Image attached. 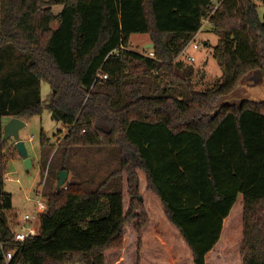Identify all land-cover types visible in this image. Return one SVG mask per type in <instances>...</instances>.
I'll return each instance as SVG.
<instances>
[{"label": "trees", "instance_id": "trees-1", "mask_svg": "<svg viewBox=\"0 0 264 264\" xmlns=\"http://www.w3.org/2000/svg\"><path fill=\"white\" fill-rule=\"evenodd\" d=\"M206 17L222 79L200 91L193 67L176 58ZM137 33L150 35L155 57L130 48ZM255 68L264 71V20L254 0H0V117L42 116L48 84L45 106L69 130L57 145L43 134L41 176L71 175L39 234L16 243L0 142V264L12 250L13 264H105L111 245L135 238L129 249L139 248V170L195 264H206L242 195V264H264V103L216 111Z\"/></svg>", "mask_w": 264, "mask_h": 264}, {"label": "rangeland", "instance_id": "rangeland-1", "mask_svg": "<svg viewBox=\"0 0 264 264\" xmlns=\"http://www.w3.org/2000/svg\"><path fill=\"white\" fill-rule=\"evenodd\" d=\"M254 1L258 5L261 19L264 20V0ZM61 9V5L53 6L55 14H58ZM57 23L56 20L53 21L51 27L55 28ZM202 23V29L188 43L187 53H180L176 58V61L182 62L185 66L193 67L195 89L200 91L213 86L222 79V69L213 56V47L217 45L219 36L215 32L209 17L204 18ZM193 40L201 43L199 49L193 48ZM148 43L153 42L147 33L133 34L130 38V48L140 53L145 54L146 50L150 49L146 46ZM187 54L195 56V60H188ZM19 61L18 58H15L12 62L17 64ZM50 92L49 85L42 83V100L44 103L42 116H34L26 120V125L19 131V139L25 142L28 155L32 159V168H26L24 159L17 151L14 137L7 139L4 143V152L8 158L5 175H8L10 179L4 182L3 190L12 194L13 207L7 213L8 222L12 229H16L20 223L24 222L26 214L36 212L35 203L38 199V190L41 189L43 193L44 212L48 208L49 198L57 190L58 179L49 182L47 171L43 178L41 176L39 164L41 140L43 134H46L50 137V141L57 145L63 141L69 128L62 121L56 120L45 106ZM10 119L8 115L0 117V142L4 140V129ZM32 135L35 137L34 141L29 140ZM102 167L107 168L105 164ZM138 172L139 192L133 196L132 201L134 200L135 206L141 213L144 212L146 217L143 222L144 225H142L139 248L130 250L136 246L135 238L129 239L128 247L126 245L125 247L111 245L104 249L105 264H195L190 248L179 230L168 220L161 201L146 188L145 174L140 170ZM70 178L71 175L69 174L68 180L60 190L67 187ZM124 188L125 190L128 189L126 182ZM242 198L240 195L230 215L224 220L222 239L219 244L223 254H211L208 258V264H240L239 255H241L244 217ZM128 224L133 226L135 222ZM71 264L83 263L76 261Z\"/></svg>", "mask_w": 264, "mask_h": 264}, {"label": "water", "instance_id": "water-1", "mask_svg": "<svg viewBox=\"0 0 264 264\" xmlns=\"http://www.w3.org/2000/svg\"><path fill=\"white\" fill-rule=\"evenodd\" d=\"M147 48L153 49L154 43H148ZM248 101L251 103H264V71L260 68H255L244 75L238 82L233 92L219 102L216 111H220L223 106L242 104ZM56 120L59 118L53 113ZM26 125V121L18 118L11 117L5 126L4 138L7 140L11 137L16 139V148L19 155L24 159V164L27 169L32 168V159L28 155L26 144L23 140L19 139V131ZM69 172L66 170L58 173L57 189L60 190L68 180Z\"/></svg>", "mask_w": 264, "mask_h": 264}, {"label": "built area", "instance_id": "built-area-1", "mask_svg": "<svg viewBox=\"0 0 264 264\" xmlns=\"http://www.w3.org/2000/svg\"><path fill=\"white\" fill-rule=\"evenodd\" d=\"M193 48L199 49L201 47V43L198 41L193 40L192 41ZM182 54L187 53V46L184 48V50L181 52ZM145 55L149 57H155V53L153 49L146 50ZM187 59L190 61L195 60V56L187 54ZM107 74L98 73L96 80H105L107 79ZM35 137L32 135L30 136L29 140L34 141ZM10 179V177L7 175L6 180ZM38 199L36 200V212L34 214H26L25 220L23 223H20L16 229H14V241L16 243H23L26 241L28 237L34 236L39 234V219L41 217V214L44 213L45 209V203L43 201V193L42 190L37 191ZM16 251L12 250L9 252H4V258L6 261V264H13L16 258Z\"/></svg>", "mask_w": 264, "mask_h": 264}, {"label": "crops", "instance_id": "crops-1", "mask_svg": "<svg viewBox=\"0 0 264 264\" xmlns=\"http://www.w3.org/2000/svg\"><path fill=\"white\" fill-rule=\"evenodd\" d=\"M199 33V32H198ZM240 197V196H239ZM243 197V196H242ZM243 199V198H242ZM233 209V208H232ZM221 239H222V235H221V238H220V240L218 241V243L214 246V248L210 251V252H208V254L206 255V264H208L207 262H208V258L210 257V255L211 254H219V255H222L223 254V251H222V249L219 247V244H220V242H221ZM239 257H240V264H242V256L241 255H239Z\"/></svg>", "mask_w": 264, "mask_h": 264}]
</instances>
